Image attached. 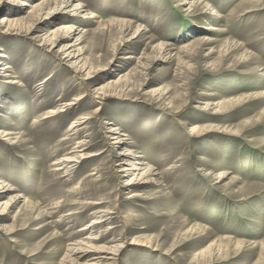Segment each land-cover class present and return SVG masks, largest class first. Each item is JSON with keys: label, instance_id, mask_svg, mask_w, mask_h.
Here are the masks:
<instances>
[{"label": "rangeland", "instance_id": "rangeland-1", "mask_svg": "<svg viewBox=\"0 0 264 264\" xmlns=\"http://www.w3.org/2000/svg\"><path fill=\"white\" fill-rule=\"evenodd\" d=\"M0 133V264H264V0H0Z\"/></svg>", "mask_w": 264, "mask_h": 264}, {"label": "bare ground", "instance_id": "bare-ground-1", "mask_svg": "<svg viewBox=\"0 0 264 264\" xmlns=\"http://www.w3.org/2000/svg\"><path fill=\"white\" fill-rule=\"evenodd\" d=\"M70 4V3H69ZM68 4V5H69ZM22 5H27V6H29V4L28 3H26V2H24ZM76 6V8L74 9L75 11H77V10H79V9H81L80 8V4H78V5H75ZM68 8V7H67ZM96 18V15L93 13V12H91V13H89L87 16H85V19H87V20H93V19H95ZM4 21H6V23L8 22V18H4L3 19V21L2 22H4ZM80 28H77V26H73V27H71L69 30H71L70 31V33H74V32H76L77 30H79ZM81 31H83V30H81ZM71 46H75V44H72ZM69 57H71V55H69ZM8 69V67H5V69L4 70H7ZM76 100V99H75ZM78 100V99H77ZM76 100V102H72V103H69L67 106L68 107H71V106H74V105H76L79 101H77ZM64 108H66V107H64ZM64 108H62V109H59L57 112H55V111H53V114L55 115V116H57V115H59V114H61V113H63L64 111H66V109H64ZM53 116V115H52ZM86 118H88V117H86ZM84 119V118H83ZM82 119V120H83ZM87 120V119H86ZM83 122V121H82ZM75 124H78V123H73L72 124V126H71V129L70 130H72L73 131V129H77L76 128V125ZM112 123H108V125H111ZM71 132V131H70ZM109 133H112V135H114V139H115V144H119V143H121L122 141H123V138L122 137H124L125 135H121V132H119V129H110V131H109ZM1 134V133H0ZM126 157V156H125ZM127 157H129L130 158V160H127V159H123V161L127 164V163H129V167H127V168H123V169H125L123 172H125V173H133V174H130V175H135L134 176V178H137V176H136V173L138 172V171H144L143 172V174H142V177H143V175L144 174H146V172H147V174H149L150 173V167L147 165V164H145V163H142V160H139L140 158H143V157H139V156H135L134 154H130L129 153V155L127 156ZM85 157L83 156V155H78L77 153H76V155H71V156H69V157H64V159H62V160H60L59 162H58V164H56V165H58V167L59 168H57V171H60V170H67V172H70V170H73L72 169V167L70 168V169H68V165H70L71 163H75L74 165H77V163L78 162H80L82 159H84ZM139 158V159H138ZM122 160V159H121ZM144 165H146L147 167H146V169L144 168V169H142V167L141 166H144ZM57 167V166H56ZM75 168V167H74ZM68 176V175H67ZM126 176L128 177L129 175L128 174H126ZM153 179H151V177L148 179V181H147V184H153ZM99 213H101V212H99ZM96 214H98V213H96ZM111 214V213H110ZM98 217L94 220V224L93 225H91V228L93 229L94 228V226H97V225H99V224H102L105 220H104V218L106 217V216H108V214L106 215L105 214V216H104V214L103 215H97ZM110 229V228H109ZM91 230V229H90ZM90 237H88V239H90V240H94V241H98V239L94 236V234H90L89 235ZM90 243V242H89ZM76 245V244H75ZM77 247H74L73 249H70V255L71 256H73L74 257V255L77 257L76 259H74L75 261L76 260H82V259H84L85 257H86V253H88L89 252V249H92L89 245H87V244H85V243H82V242H78L77 243V245H76ZM120 249H121V247L120 246H115V247H111L110 249L108 248V249H106V248H104V247H100L99 249H98V251L99 252H105V256H103V260H101L100 258H95V259H93V260H96V259H98V264H100L101 263V261H107V260H113L112 258H108L109 257V255H114V256H118L119 255V253H120ZM113 256V257H114ZM73 260V261H74ZM115 260V262H117V259H114ZM111 263V262H110ZM117 264V263H116Z\"/></svg>", "mask_w": 264, "mask_h": 264}]
</instances>
